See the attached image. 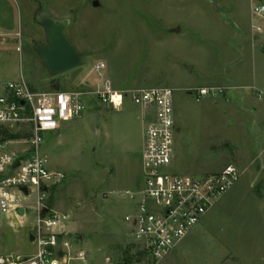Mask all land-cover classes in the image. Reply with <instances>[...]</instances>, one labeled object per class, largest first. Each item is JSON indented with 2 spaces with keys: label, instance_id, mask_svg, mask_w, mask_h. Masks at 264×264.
I'll list each match as a JSON object with an SVG mask.
<instances>
[{
  "label": "rangeland",
  "instance_id": "obj_1",
  "mask_svg": "<svg viewBox=\"0 0 264 264\" xmlns=\"http://www.w3.org/2000/svg\"><path fill=\"white\" fill-rule=\"evenodd\" d=\"M92 1L0 0V95L20 76L34 92L57 84L85 92L80 117L42 134L47 167L65 174L46 204L66 216L72 243L95 264L104 255L129 260L138 250L125 236L124 191L139 182L143 118L130 98L114 109L93 90L105 81L116 90L167 86L179 128L170 170L195 175L233 164L240 176L157 264H264V36L251 30L249 0ZM40 10L70 18L79 66L48 73L34 47L46 41ZM202 86L222 92L199 95ZM33 220L29 209L23 225L0 213V255L37 252L27 238Z\"/></svg>",
  "mask_w": 264,
  "mask_h": 264
},
{
  "label": "built area",
  "instance_id": "obj_2",
  "mask_svg": "<svg viewBox=\"0 0 264 264\" xmlns=\"http://www.w3.org/2000/svg\"><path fill=\"white\" fill-rule=\"evenodd\" d=\"M249 9L253 34L264 36V0H249ZM103 68L101 63L95 66L99 75ZM4 90L0 95V126L16 128L17 136L0 138V213L11 225H23L26 210L33 212L27 238L37 252L0 255V264H95L86 251L72 243L63 224L66 216L45 202L49 189L63 181L65 174L49 170L41 151L44 132H56L61 122L81 116L85 92H34L22 76L7 82ZM221 92L222 88H198L199 95ZM93 93L114 109L130 98L141 110L144 122L141 174L137 185L124 191L129 210L123 217L128 242L143 254L133 252L129 260L119 263L104 255L102 264H157L182 243L233 185L240 176L239 169L227 164L218 171L195 175L170 170L178 130L172 88L116 90L105 81Z\"/></svg>",
  "mask_w": 264,
  "mask_h": 264
},
{
  "label": "water",
  "instance_id": "obj_3",
  "mask_svg": "<svg viewBox=\"0 0 264 264\" xmlns=\"http://www.w3.org/2000/svg\"><path fill=\"white\" fill-rule=\"evenodd\" d=\"M92 3L98 6V0H93ZM35 20L43 27L46 41L36 42L34 47L44 61L48 73L56 75L79 66L84 54L76 50L69 40L67 28L70 18L58 19L48 11L40 10L36 13ZM56 89H59V86ZM18 212L22 214L23 209L19 208ZM33 238L34 236L30 234V240Z\"/></svg>",
  "mask_w": 264,
  "mask_h": 264
},
{
  "label": "trees",
  "instance_id": "obj_4",
  "mask_svg": "<svg viewBox=\"0 0 264 264\" xmlns=\"http://www.w3.org/2000/svg\"><path fill=\"white\" fill-rule=\"evenodd\" d=\"M0 128H1V130H2V133L4 134L3 138H13V137H15L14 134H12L11 132H9V131L6 130L5 128H3V127H0ZM137 254H138V255H141V254H143V252L138 251ZM131 256H132V255H131Z\"/></svg>",
  "mask_w": 264,
  "mask_h": 264
},
{
  "label": "crops",
  "instance_id": "obj_5",
  "mask_svg": "<svg viewBox=\"0 0 264 264\" xmlns=\"http://www.w3.org/2000/svg\"><path fill=\"white\" fill-rule=\"evenodd\" d=\"M57 86H59V85H58V84L55 85V86H54V89H56ZM59 89H60V86H59ZM4 93H5V90H4V92H3L2 94H4ZM2 94H1V95H2ZM244 97H245V96H244ZM251 98H252V101L255 99V98H253L252 96H248V95L245 97L246 100H251ZM242 99H243V98H242ZM252 108H253V107H252ZM143 123H144V122H143ZM60 126H61V124H60ZM60 126H59V127H60ZM58 129H59V128H58ZM178 130H179V128H178ZM143 134H144V133H143ZM143 143H144V139H143ZM142 148H143V147H142Z\"/></svg>",
  "mask_w": 264,
  "mask_h": 264
}]
</instances>
